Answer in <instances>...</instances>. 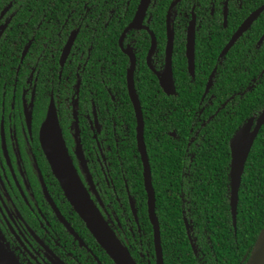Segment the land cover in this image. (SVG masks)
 Wrapping results in <instances>:
<instances>
[{"label": "flooded vegetation", "instance_id": "flooded-vegetation-1", "mask_svg": "<svg viewBox=\"0 0 264 264\" xmlns=\"http://www.w3.org/2000/svg\"><path fill=\"white\" fill-rule=\"evenodd\" d=\"M262 5L0 0V264H215L208 221L192 220L193 185L202 168L204 210L208 158L225 147L234 236L228 141L264 107L235 117L247 93L264 99V9L225 47ZM49 113L118 255L93 236L51 172L40 147ZM226 119L236 124L224 142L214 129ZM177 211L188 252L177 248Z\"/></svg>", "mask_w": 264, "mask_h": 264}, {"label": "trees", "instance_id": "trees-1", "mask_svg": "<svg viewBox=\"0 0 264 264\" xmlns=\"http://www.w3.org/2000/svg\"><path fill=\"white\" fill-rule=\"evenodd\" d=\"M261 26V25H260ZM264 27V24L261 28ZM263 62V61H261ZM262 65V63H261ZM259 93L264 94V76L258 85ZM196 103V100H195ZM264 105V99L260 96L252 99L250 93L240 100L238 108L235 107V117L237 120L249 115L254 109L259 110ZM215 126V137L223 138L225 142L230 132L235 128L233 119H226L225 122ZM227 150L220 153L219 157L209 156V195L208 203L203 210L202 202V168L199 169L198 181H194L193 196L196 200L197 210L193 212L192 220L201 222L206 218L205 224L207 236L211 242L212 252L214 253L211 261L215 264H242L240 259L245 256L256 238V235L264 223V123L259 128L258 133L251 145L247 158L244 163L240 177V184L237 193L236 205V225L235 235L229 225V215L227 210L225 194V167L227 162ZM198 165L204 166L203 157L196 155ZM221 175V177H219ZM168 213V218H170ZM177 221V248L183 252H188L185 236L181 230L178 211L175 212ZM201 227V226H199ZM170 241V240H167Z\"/></svg>", "mask_w": 264, "mask_h": 264}, {"label": "water", "instance_id": "water-1", "mask_svg": "<svg viewBox=\"0 0 264 264\" xmlns=\"http://www.w3.org/2000/svg\"><path fill=\"white\" fill-rule=\"evenodd\" d=\"M264 5L254 11L246 18L237 32L226 45L227 49L232 41L239 36L256 18ZM53 114V113H52ZM48 114L40 128V147L50 166L51 172L57 180L65 197L70 205L85 222L90 232L110 254L118 255L120 246L112 240L111 234L107 231L100 217L94 212L83 188L81 187L77 176L75 175L69 159L67 157L62 139L60 137L54 114ZM264 123V107L257 116L249 117L233 133L228 141L229 163H228V206L231 215L232 225L235 222V209L237 204V192L240 184V177L243 171L244 163L247 158L251 145L257 135L259 128ZM252 126V128H251ZM140 140V136H139ZM141 140L138 142V149L141 152ZM147 183V181H146ZM149 204H152V193L149 183L146 184ZM152 217V209L149 210ZM158 242V234L155 228V245ZM159 251V250H158ZM2 251L0 250V255ZM243 264H264V223L258 231L249 252L242 258ZM6 264V263H4Z\"/></svg>", "mask_w": 264, "mask_h": 264}, {"label": "rangeland", "instance_id": "rangeland-1", "mask_svg": "<svg viewBox=\"0 0 264 264\" xmlns=\"http://www.w3.org/2000/svg\"><path fill=\"white\" fill-rule=\"evenodd\" d=\"M189 242H190V245H191V248H192V250L194 251H196V247H195V245H194V239L193 238H191L190 237V235H189Z\"/></svg>", "mask_w": 264, "mask_h": 264}]
</instances>
